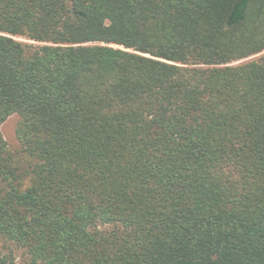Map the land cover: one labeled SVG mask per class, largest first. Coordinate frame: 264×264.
<instances>
[{"label":"trees","instance_id":"obj_1","mask_svg":"<svg viewBox=\"0 0 264 264\" xmlns=\"http://www.w3.org/2000/svg\"><path fill=\"white\" fill-rule=\"evenodd\" d=\"M0 264H264V0H0Z\"/></svg>","mask_w":264,"mask_h":264},{"label":"rangeland","instance_id":"obj_2","mask_svg":"<svg viewBox=\"0 0 264 264\" xmlns=\"http://www.w3.org/2000/svg\"><path fill=\"white\" fill-rule=\"evenodd\" d=\"M16 122L17 115L11 114L0 125L2 137L5 139L10 148H15L17 146V140L15 137ZM16 264H21V259L19 256L16 258Z\"/></svg>","mask_w":264,"mask_h":264}]
</instances>
